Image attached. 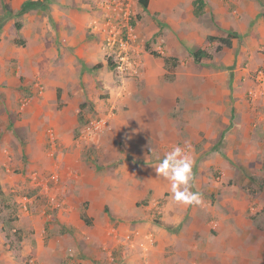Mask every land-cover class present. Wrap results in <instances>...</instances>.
<instances>
[{
    "label": "rangeland",
    "instance_id": "obj_1",
    "mask_svg": "<svg viewBox=\"0 0 264 264\" xmlns=\"http://www.w3.org/2000/svg\"><path fill=\"white\" fill-rule=\"evenodd\" d=\"M204 2L202 14L196 16L193 14L192 0V11L188 14H181V11L179 21L171 12L178 13L180 4L166 6L160 14L152 8L140 9L136 3L135 22L142 60L146 56L161 60L166 57L164 53L169 51L170 46L178 45L184 50L179 55L186 63L183 69L188 68L194 75H226L231 80L232 76L238 74L233 72L236 66H264V0H214L215 3L209 0V8L206 0ZM2 12L0 3V17ZM35 15L38 19L41 17V22L44 15L40 12ZM165 16L166 19L162 20ZM8 19L4 28L0 29V188L5 189L0 195V216L5 220L4 231L10 239H14L12 244L19 250L23 236L32 233L31 226L23 225L29 216L40 212L47 219L46 223L51 222L56 228L59 224L60 208H53L49 204L43 206L46 199L42 194L37 195V191L60 189L58 156L63 142H74L75 145L80 141L78 136L82 127L111 111L108 125L96 136L88 138L80 149L86 160L100 167L103 166L99 159L101 156L111 153L116 156L125 153L128 156L131 143L127 141L136 139V134L140 142L142 138L150 142L160 133L158 126H155V115L145 113L147 119H143V114L138 110L143 109L138 91L150 87V79L118 72L103 50L105 79L96 76L102 63L93 59L89 63L80 59L81 68L77 78L71 74L67 76L60 69L58 48V54L53 57L48 39L47 49H42L33 40V31L28 27L23 30L15 27V22L22 23L20 17L10 14ZM149 22L160 28L144 39V31L149 33ZM44 27H38V35L47 38L48 28ZM88 30L91 32L90 26ZM209 36L230 37L231 44L225 46L218 39H208ZM197 49L204 51L199 61L193 57ZM150 50L156 51L159 56L153 57ZM31 53L35 55L34 59ZM186 55H190L191 59ZM157 68L159 78L162 76L166 81L173 79L172 66ZM142 69L143 66L138 72ZM84 73H89L92 79H82ZM229 86L230 81L228 90ZM82 95L86 99L84 102H80ZM92 98L97 100L92 101ZM247 102L252 111L246 116L250 130L244 131L231 143L224 141L223 135L239 121L235 119L236 111L232 109L225 114L220 113L211 122L214 129L211 136H204L202 132L198 137L194 136L196 150L205 147L208 157L215 155L216 160L226 158L225 167L214 163L208 170L211 177L221 184L216 191L202 193V203L196 209H192L195 204L189 205L177 225H170L164 219L172 217V211L164 208L170 199L166 192L151 205L150 198L138 203L139 214L127 220L125 231L119 228L121 233L131 232L134 235L138 232L142 236L154 233L152 226H162L175 239L172 242L174 245L168 244L162 252L164 260L161 257L160 262L153 263L151 260L147 263L146 258L139 257L136 245L130 247L128 242H118V236L114 238L109 233L110 227L117 228L119 222L126 219L114 217L109 221L105 238L95 240V249L101 253V257L96 258L93 253L82 255V249L71 253L67 249L68 243L64 247L66 256L78 260L89 259L92 261L90 264H264V122L259 108L248 99ZM77 104H83L78 112L75 108ZM75 115L78 123L72 127L69 121ZM145 121L147 125L144 131L137 130V122ZM237 142L238 145H235ZM151 148L144 144L137 146L136 151L149 155ZM33 196L39 202L43 201L39 210L32 209L28 202ZM107 212L110 215L108 207ZM19 218L24 221L21 226ZM192 219L195 220L193 225ZM14 229L18 230L16 235L12 234ZM61 231L57 229L55 233L60 234ZM8 242L6 238L5 243ZM178 245H181L179 252L176 251ZM60 264H65V261L62 260ZM77 264H81L80 261Z\"/></svg>",
    "mask_w": 264,
    "mask_h": 264
},
{
    "label": "crops",
    "instance_id": "obj_2",
    "mask_svg": "<svg viewBox=\"0 0 264 264\" xmlns=\"http://www.w3.org/2000/svg\"><path fill=\"white\" fill-rule=\"evenodd\" d=\"M23 1L25 0H10L9 2L12 14L21 18L20 29L23 30L28 27L33 31L35 37L33 40L39 46L41 45L42 49H47L46 42L48 39L51 45L49 50L53 57L58 54V48L59 55H61L60 69L65 71L67 76L71 74L72 77L77 78L81 68L79 65L80 59L87 63L93 59L98 63H102L96 71V76L106 78L101 40L88 30L93 19L101 18L100 5L105 0H48L42 7L31 8L17 15L16 13ZM191 1L155 0L153 3V0H150L147 7L154 9L156 13L162 14L164 7H173L180 4L181 7L178 13L171 12L172 15H176L174 17H178L179 21L181 14H188L192 11ZM210 1L214 2V0ZM206 2L209 8V0H206ZM37 12L44 15L41 22V17L38 19V16L35 15ZM166 16L162 17V20H165ZM187 20H190V18H187ZM8 21L9 19L5 21L1 29ZM17 22L19 23V21ZM21 24L23 25L21 26ZM41 25L48 28L46 29L47 38L38 35V27ZM159 28L149 22V33L144 31L145 38H143H148L149 34L158 31ZM54 40H56V47L53 45ZM168 50L164 53L165 56L174 55L178 59L177 64L173 67L174 70L171 71L174 75L171 81H166L162 76L159 78L157 75V67L162 68L164 66L163 59L160 60V58L150 59L146 56L142 60L143 56L141 55V64H143L141 66L144 67V70L142 69L138 74L144 76L146 80L150 79L152 82L150 87L138 91L140 103L143 106L142 110H138L143 114V119H147L145 113L155 115L154 119L156 120L154 121L155 126H158L159 136L155 135L156 137L150 139V142L142 138V142H140L136 134L137 140H126L129 144L131 143L129 147V154L131 155L128 154L127 156L125 153H119L120 155L116 156L111 153L105 157L101 156L99 159L103 166L100 167L86 160L82 154L83 151H80L87 141L80 140L75 145L74 142H63L58 156L60 161L59 173L61 175L60 189H39L37 191V195L42 194L44 200L46 199V202L42 201L43 206L47 202L49 203L51 197H55L56 200L61 202L57 228L51 222L46 223L47 219L43 218L40 212L29 216L24 224V221L19 218L21 223L19 225L28 224L32 227V233L23 236L21 240L22 247L16 250L15 248H9L8 244L5 243L6 232L2 222H0V264H27L26 261H30L32 264H60L62 260L65 261V264H77L79 261L81 264H90L92 261L89 259L78 260L75 257L66 256L67 253L64 248L66 243H68L67 249L71 253L75 254L82 249V255L93 253L95 257L97 256L96 258L101 257V253L95 249V246H97L95 240L105 238L111 217L126 219L121 220L117 226L118 229L125 231L128 226L127 220H132L135 218L134 216L139 214L140 206H138V203L150 198L149 205H151L153 201L166 192L169 193L170 199L166 202V205L164 204V208L166 211H172V217H164V219L170 225L179 224L182 221L184 210L189 205L178 204L172 199L169 181L157 175L155 167L158 166L167 152L177 145L183 148L186 141L192 145L190 154L194 158L192 169L194 186L192 191L198 192L200 195L211 193L221 185L219 181L211 177L208 170L214 163L220 167H225L226 158L222 157L216 160L215 155L208 157L204 151L205 147L196 150L197 145L194 143V136H197L199 132L204 133V136H211L214 131L211 122L215 121L216 116L220 113L225 114L230 112L231 109L236 111L237 116L235 119L239 120V123L236 121V126L225 132L223 140L231 143L232 140L241 136L244 131L250 130V126L246 123V116H249L252 111L246 99V90L251 85V81L246 75L256 68L264 70V66L256 65L254 68H248L247 64L244 68L240 65L236 66L233 72L238 74L236 76L233 74L234 77L232 76L231 80H228L226 75H194L192 71L189 72L188 68L183 69L186 63L179 58V55L184 52L182 47L178 45L170 46ZM34 56L31 53L32 59H34ZM186 57L191 59L190 55H186ZM82 79L90 81L92 77L89 73H84ZM199 93L202 95L201 97H199ZM95 99L97 100V98L91 100L95 101ZM85 100L84 95H82L80 102ZM255 107L259 108V113H262L263 109L261 107L258 105H255ZM75 108L78 112L80 104H77ZM146 122H137L136 129H143L144 131L147 125ZM69 123L72 127L76 126L78 123L76 115L70 119ZM168 124L170 125L168 126ZM144 144L152 146L149 155H143L140 154V151H136L137 146ZM235 145H238V142ZM99 178L102 180H99ZM1 190L5 192V189ZM28 202L34 210L41 208L42 202H39L36 196L28 199ZM107 207L110 209V215L107 212ZM196 207L198 205L193 206L192 209H196ZM82 212L85 213L89 224L81 218ZM194 222L195 220L192 219L191 225ZM57 229L62 230L60 234L55 233ZM151 230L154 232L152 235L155 242L145 259L147 263L151 260L153 263L155 261L160 262L161 257L164 260L162 252L165 251L168 244L174 243L175 240L174 236L170 235L162 226H152ZM83 243L85 245L82 248ZM173 243L172 245H174ZM177 243H179L178 239ZM180 246L176 247L177 252L180 251ZM137 253L139 257H142L140 249H137ZM77 255L81 256L79 253Z\"/></svg>",
    "mask_w": 264,
    "mask_h": 264
},
{
    "label": "built area",
    "instance_id": "obj_3",
    "mask_svg": "<svg viewBox=\"0 0 264 264\" xmlns=\"http://www.w3.org/2000/svg\"><path fill=\"white\" fill-rule=\"evenodd\" d=\"M136 3L137 0H105L100 5L101 18L93 19L89 25L91 32L100 38L102 50L109 57L115 70L130 76L139 74L138 71L142 62V47L135 22L134 8ZM246 76L251 81V85L246 90V97L251 104L258 105L263 109L261 117L264 122V70L253 69ZM110 113L111 111L97 120H90L79 131L78 139L86 141L88 138L99 134L108 125ZM53 177L55 178V176ZM47 204L53 208H60L61 206V202L55 197H51ZM109 233L114 238L118 236V242H128L130 247L138 246L144 259L155 242L150 232L142 236L138 232L133 235L131 232L121 233L118 227L112 226Z\"/></svg>",
    "mask_w": 264,
    "mask_h": 264
},
{
    "label": "clouds",
    "instance_id": "obj_4",
    "mask_svg": "<svg viewBox=\"0 0 264 264\" xmlns=\"http://www.w3.org/2000/svg\"><path fill=\"white\" fill-rule=\"evenodd\" d=\"M191 148L188 141L183 148L179 145L173 147L155 167L157 175L169 181L172 199L183 205L202 203L200 193L192 191L194 158L190 154Z\"/></svg>",
    "mask_w": 264,
    "mask_h": 264
},
{
    "label": "trees",
    "instance_id": "obj_5",
    "mask_svg": "<svg viewBox=\"0 0 264 264\" xmlns=\"http://www.w3.org/2000/svg\"><path fill=\"white\" fill-rule=\"evenodd\" d=\"M48 0H25L21 3L18 11H17V15L18 14H22L23 12H26L27 10L31 9V8H36V7H42L47 3ZM150 0H137V4L140 8L142 9H146L148 6ZM1 2V6H2V10H3V15L0 17V29L2 28V26L4 25L5 21L7 20V18L9 17L10 14H12L10 7H9V0H0ZM205 7V2L204 0H193V14L196 16H199L200 14H202L203 9ZM15 27L18 29L20 28V23L16 22L15 23ZM208 39H218L220 42H222L225 46H230L231 44V40L230 37H216V36H209ZM149 53L151 55H153L154 57L159 56V54L154 51V50H150ZM204 54L203 49H197L193 52V57L195 61H199V59L202 57V55ZM164 65H170L172 67H174L177 64L178 59L176 57H170V56H166V57H162ZM81 107H83V104H80V109ZM248 191L251 192H256L255 190H251V189H247ZM2 194V190L0 188V195ZM263 210H264V206H263ZM81 218L84 220L85 223L89 224V220L87 219L86 215L84 212L81 213ZM0 221L2 222V224H5V220L3 219V217L0 216ZM3 228H5L3 226ZM18 232V230L14 229L12 234L16 235ZM6 238L9 240L8 242V246L9 248H14L12 242H14V239H10L7 235V233H5Z\"/></svg>",
    "mask_w": 264,
    "mask_h": 264
}]
</instances>
